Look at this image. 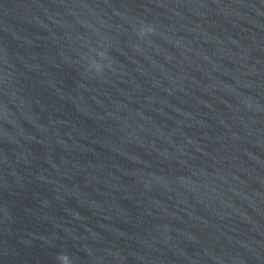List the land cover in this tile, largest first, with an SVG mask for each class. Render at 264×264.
<instances>
[{"label":"clouds","instance_id":"clouds-1","mask_svg":"<svg viewBox=\"0 0 264 264\" xmlns=\"http://www.w3.org/2000/svg\"><path fill=\"white\" fill-rule=\"evenodd\" d=\"M152 31L153 30L150 27H147V28L141 27L139 29L138 35L141 38H143L145 35L150 34ZM97 55L100 57L101 60H103L106 57V53L103 51L97 52ZM105 67L111 68V64L108 63L106 65H102L101 63H99L95 60H91L88 64L87 70L88 71H94L97 74H100L104 70ZM56 259L59 262V264H70V258L67 254H64V253L58 254Z\"/></svg>","mask_w":264,"mask_h":264}]
</instances>
